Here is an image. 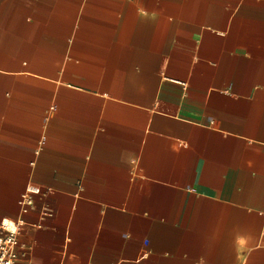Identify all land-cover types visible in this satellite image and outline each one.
<instances>
[{
    "label": "crops",
    "instance_id": "obj_1",
    "mask_svg": "<svg viewBox=\"0 0 264 264\" xmlns=\"http://www.w3.org/2000/svg\"><path fill=\"white\" fill-rule=\"evenodd\" d=\"M5 220L20 264H264V0H0Z\"/></svg>",
    "mask_w": 264,
    "mask_h": 264
},
{
    "label": "built area",
    "instance_id": "obj_2",
    "mask_svg": "<svg viewBox=\"0 0 264 264\" xmlns=\"http://www.w3.org/2000/svg\"><path fill=\"white\" fill-rule=\"evenodd\" d=\"M39 192V186L37 184L27 185L20 198V205L22 210H26L33 202L32 195ZM15 227V231L5 223L0 224V264H20L17 226L11 223Z\"/></svg>",
    "mask_w": 264,
    "mask_h": 264
},
{
    "label": "snow or ice",
    "instance_id": "obj_3",
    "mask_svg": "<svg viewBox=\"0 0 264 264\" xmlns=\"http://www.w3.org/2000/svg\"><path fill=\"white\" fill-rule=\"evenodd\" d=\"M4 223H5V225H7L8 227H10L11 230L15 231V227H14L13 225H11L9 221L5 220Z\"/></svg>",
    "mask_w": 264,
    "mask_h": 264
},
{
    "label": "bare ground",
    "instance_id": "obj_4",
    "mask_svg": "<svg viewBox=\"0 0 264 264\" xmlns=\"http://www.w3.org/2000/svg\"><path fill=\"white\" fill-rule=\"evenodd\" d=\"M10 224H11V222H10Z\"/></svg>",
    "mask_w": 264,
    "mask_h": 264
}]
</instances>
